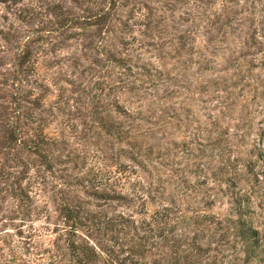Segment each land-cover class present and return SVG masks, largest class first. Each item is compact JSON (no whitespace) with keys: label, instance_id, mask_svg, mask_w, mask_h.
Returning <instances> with one entry per match:
<instances>
[{"label":"rangeland","instance_id":"1","mask_svg":"<svg viewBox=\"0 0 264 264\" xmlns=\"http://www.w3.org/2000/svg\"><path fill=\"white\" fill-rule=\"evenodd\" d=\"M124 4L117 7L120 21L109 29L91 30L94 37L79 53L77 70L69 74L77 89L78 84L93 87L105 83L103 95H107L98 104L99 114L77 120L85 132L78 146L63 145L58 139L57 111L52 109L59 98L55 81L40 77L43 88L35 89L32 77L20 86L9 65L12 56L0 68L4 127L17 119L21 104L23 111L33 112L41 123L25 126L26 131L45 124L49 138L58 140L45 146L53 168V174L44 171L56 201L49 204L52 223L58 220L57 225H63L54 211H60L71 196L106 205L90 195L96 192L102 175L111 172L118 176L116 172L126 166L134 174V184L124 185L115 177L109 185L118 191L125 188L128 198H132V190L144 197L155 196L147 207L149 215L172 202L190 215H212L213 220L202 227L188 230V240L195 248L182 254L181 264H218L223 257L235 258V247L240 246L233 231L215 227L216 222L229 216L235 193L252 194V219L263 239L253 264H264V162L256 150L264 132V0H130ZM134 22L142 26L132 29ZM133 37L144 44L142 51L138 43L129 47ZM46 43L50 49L55 39ZM70 45L76 48L80 42ZM73 47L58 52L57 59L69 58ZM54 56H47L44 62L55 60ZM122 58L132 59L127 65L136 77L124 90L121 73H128L114 62ZM149 104L159 108L155 116L148 112ZM126 109L131 117L126 116ZM69 136L74 141L73 134ZM76 148L89 153L88 162L83 153L81 159L71 154ZM97 155L106 157L107 164L96 163ZM3 159L14 165L13 155H0L1 163ZM140 205V201L129 206L117 201L106 208L116 216L140 210ZM227 239L229 245H225ZM238 257L243 260L244 254ZM154 259L147 258L145 264Z\"/></svg>","mask_w":264,"mask_h":264},{"label":"trees","instance_id":"2","mask_svg":"<svg viewBox=\"0 0 264 264\" xmlns=\"http://www.w3.org/2000/svg\"><path fill=\"white\" fill-rule=\"evenodd\" d=\"M67 1L0 0V68L12 56L9 65L14 69L13 78L20 86L32 77L31 83L36 86L35 89L42 87L40 77L49 82L55 81L59 98L52 109L57 111L58 139L63 145L78 146V142L84 140L85 132L81 131L77 120L99 114L96 111L98 104L107 95H103L105 83L98 82L93 87L78 84L77 89L75 82L69 79V74L77 70L79 53L87 48L86 42L94 37L91 30L94 27L109 29L114 22L120 21L117 7L123 1L125 7L130 0H70L69 4ZM125 26L128 28V25ZM141 26L134 22L131 28ZM139 32L144 34L143 30ZM51 39H55V43L48 49L46 42ZM73 41H79L80 45L74 48L70 45ZM136 43L142 51L144 44L136 37L129 42V47H134ZM71 47L73 51L69 58L57 59L58 52ZM146 53L150 52L146 50ZM49 55H55V60L44 62ZM114 62L128 73H121L124 90L129 86L127 83L136 78L132 67L127 65L132 59L127 62L122 58ZM62 82L66 84L64 87L60 85ZM78 93L81 94L79 97ZM71 94L73 97H70ZM19 99L22 101L20 96ZM72 103L76 105L72 106ZM147 109L155 116L159 108L149 104ZM18 110L17 119L8 125L9 128L4 127L5 117H0V155H13L11 161L14 164H9L10 159L0 162V264H145L146 259L152 257L155 258L152 264H181L183 253L194 252L192 249L195 245L188 240V230L202 227L205 221L210 218L213 220L212 215L197 212L196 215H190L187 210L184 213L177 202L154 210L149 215L147 207L149 203L155 202V196L144 197L132 190V198H128L123 191L125 188L118 191L114 185H109L115 177L116 182L124 181V185L134 184V174L128 172L126 166L116 172L118 176H112L111 172L102 175L96 192L90 195L106 205H95L91 201L71 196L63 202L60 211H54L55 215L63 219V225H57L58 220L52 223L49 204H56V201L53 198L54 191L49 189L50 183L44 177V171L53 174L45 150L51 138L45 133V124L34 128L36 131H26L25 126L41 123H38L33 112L23 111L21 104ZM84 111H87L86 115ZM125 113L131 117V111L126 109ZM60 117L62 119L58 121ZM51 141L58 143L56 139ZM256 147L258 159L264 162V132ZM80 153H83L84 161L88 162L89 153L85 151L76 148L71 154L81 159ZM94 158L100 165L107 164L108 160L104 156L100 158L97 155ZM134 173L138 176V173ZM256 176L258 179L260 173ZM251 197L254 196L235 193L229 216L216 222L215 227L233 231L234 241L240 246L235 247V258L223 257L218 264H240V261L253 264L259 256L263 239L254 227L252 216L255 210ZM117 201L125 202L128 206L140 201V210H132L127 215H110L106 206ZM40 222L41 225L37 227ZM224 242L225 245L230 244L228 239ZM240 253L244 254L243 260L238 257Z\"/></svg>","mask_w":264,"mask_h":264}]
</instances>
